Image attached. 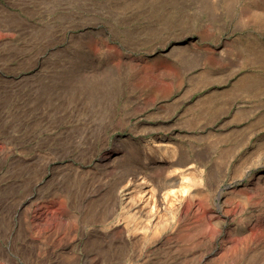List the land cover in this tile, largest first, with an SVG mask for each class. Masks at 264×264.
I'll return each mask as SVG.
<instances>
[{
    "label": "rangeland",
    "instance_id": "1",
    "mask_svg": "<svg viewBox=\"0 0 264 264\" xmlns=\"http://www.w3.org/2000/svg\"><path fill=\"white\" fill-rule=\"evenodd\" d=\"M42 15L0 24V247L23 264H264V0Z\"/></svg>",
    "mask_w": 264,
    "mask_h": 264
},
{
    "label": "crops",
    "instance_id": "2",
    "mask_svg": "<svg viewBox=\"0 0 264 264\" xmlns=\"http://www.w3.org/2000/svg\"><path fill=\"white\" fill-rule=\"evenodd\" d=\"M57 1V0H54ZM42 9H45V0H0V24H30L32 19L44 17ZM7 10H10L8 13ZM229 91H227V96ZM225 96V93L211 95L210 99ZM222 102V100H221ZM215 103L214 106H217ZM38 253L35 251L37 258ZM23 264L25 256L15 255L10 247H0V264Z\"/></svg>",
    "mask_w": 264,
    "mask_h": 264
},
{
    "label": "bare ground",
    "instance_id": "3",
    "mask_svg": "<svg viewBox=\"0 0 264 264\" xmlns=\"http://www.w3.org/2000/svg\"><path fill=\"white\" fill-rule=\"evenodd\" d=\"M174 178V177H173ZM176 178V177H175ZM177 179V178H176ZM176 179H172V182H174V180H176ZM175 183H177V182H175ZM169 184H170V182H169ZM176 185V184H175ZM174 185V183L172 184V185H170V186H175ZM177 188H174V187H172V188H170V189H168L167 190V192H166V195H165V198H167L168 196H175V195H177ZM174 200H175V198H173ZM172 205H174L173 203H172Z\"/></svg>",
    "mask_w": 264,
    "mask_h": 264
}]
</instances>
